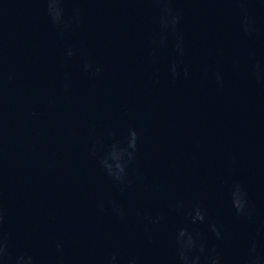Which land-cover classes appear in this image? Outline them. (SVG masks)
<instances>
[{
  "label": "water",
  "instance_id": "water-1",
  "mask_svg": "<svg viewBox=\"0 0 264 264\" xmlns=\"http://www.w3.org/2000/svg\"><path fill=\"white\" fill-rule=\"evenodd\" d=\"M0 264H264V0H0Z\"/></svg>",
  "mask_w": 264,
  "mask_h": 264
}]
</instances>
